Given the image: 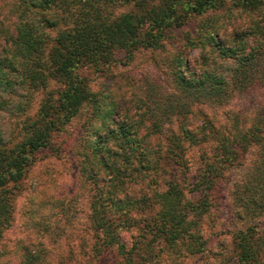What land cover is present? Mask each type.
<instances>
[{"label":"trees","instance_id":"obj_1","mask_svg":"<svg viewBox=\"0 0 264 264\" xmlns=\"http://www.w3.org/2000/svg\"><path fill=\"white\" fill-rule=\"evenodd\" d=\"M263 4L0 0V223L38 153L91 103L80 167L92 187L88 224L65 264H264ZM225 7L247 13L246 27H216L210 12ZM194 16L203 17L197 29L171 44L174 92L154 96L153 86L139 88L130 77L127 90L114 75L95 98L86 68L164 49ZM186 47L199 49V65L189 64ZM246 91L260 98L248 126L230 128L192 109ZM33 247L21 244L10 264H32Z\"/></svg>","mask_w":264,"mask_h":264},{"label":"rangeland","instance_id":"obj_2","mask_svg":"<svg viewBox=\"0 0 264 264\" xmlns=\"http://www.w3.org/2000/svg\"><path fill=\"white\" fill-rule=\"evenodd\" d=\"M229 5L230 2L227 6ZM227 11H231L232 16H228L229 19L224 16ZM236 13L235 9L229 10L225 7L216 13L210 12V15L216 19L214 20L216 27L219 25L220 30L226 29L232 32L234 26L246 27L247 13L242 12L241 15ZM259 18L262 20L260 24L264 25V6ZM201 20H203L201 16L191 17L189 23L171 33L164 49L138 50L132 61L126 62V65L122 63L108 65L96 72L86 68L84 74L89 79L90 90L95 98L102 96L109 83L106 80H111L110 77L114 75L121 78L119 81L111 80V82L127 90L130 88V77L139 88L153 86L154 96V91L156 94L159 91L174 92L170 58L177 51L175 52V46L171 44L179 41L183 35L185 37L186 33L195 31ZM249 43H252V40ZM182 53L189 60V64H192L191 66L199 65V49L187 48ZM52 82L50 80L47 87L36 90L34 100H37L38 94L52 87ZM253 100L259 102L260 98L246 91L243 95L232 97L229 102L198 103L193 104L192 109L198 110L199 114H207L208 117L215 119L216 123L226 125L227 122L230 128L234 127L235 122L237 125L240 123L248 126L257 109V104ZM151 104L154 105L152 101ZM34 107L35 105L30 107L21 118L33 114ZM92 109L91 103L84 105L62 131L55 133L53 144L42 153H38L25 177L15 186L10 198L9 220L0 223V264L3 262L10 264L20 251L21 244L28 246L35 244L32 253L35 260L32 264H65L67 261L65 259L72 257L73 261L74 256L77 255L75 247L77 232H80L81 228H86L88 224L89 201L92 194L90 181L80 170L84 157L81 152L86 151L84 137ZM237 118L238 121L235 120ZM92 120L96 119L92 118ZM163 126L167 128V124L163 123ZM249 153L246 151L243 153L244 165L250 161ZM16 260L18 259L15 258ZM176 264H196V260L185 259Z\"/></svg>","mask_w":264,"mask_h":264}]
</instances>
